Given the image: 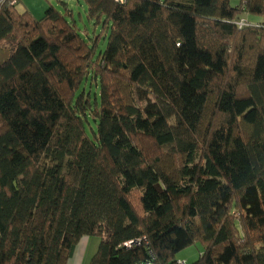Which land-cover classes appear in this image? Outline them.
I'll return each mask as SVG.
<instances>
[{
    "label": "trees",
    "instance_id": "obj_1",
    "mask_svg": "<svg viewBox=\"0 0 264 264\" xmlns=\"http://www.w3.org/2000/svg\"><path fill=\"white\" fill-rule=\"evenodd\" d=\"M22 1L0 4V264L86 237L89 264H264V0H82L100 34Z\"/></svg>",
    "mask_w": 264,
    "mask_h": 264
},
{
    "label": "rangeland",
    "instance_id": "obj_2",
    "mask_svg": "<svg viewBox=\"0 0 264 264\" xmlns=\"http://www.w3.org/2000/svg\"><path fill=\"white\" fill-rule=\"evenodd\" d=\"M50 4H54L61 11H64L66 13V9L64 8L61 0H23L18 6V8L20 10H24L25 8H28L31 12H33L35 16L41 17L47 6ZM68 4L74 10L75 17L77 18L78 24L83 33L99 32L100 34V29L94 26L93 23H91L88 20L87 8L84 1L68 0ZM11 47L12 45L8 43L6 44L4 43L2 44V46H0V62L4 61L5 58L9 56ZM105 47H106V38L102 37L99 42L98 50L101 49L104 50ZM88 90H91L93 94L98 91L96 86H93L92 88L91 86H89ZM87 131L89 135H92V131L89 128H87ZM98 243H99L98 238H85L84 240H82V243L80 244L77 250L76 256L73 259H71L68 264H89L90 257L95 252ZM201 250H202V246L200 243L194 244L181 251L178 254V258L185 259L189 263L194 262L199 258L200 253L202 252Z\"/></svg>",
    "mask_w": 264,
    "mask_h": 264
},
{
    "label": "built area",
    "instance_id": "obj_3",
    "mask_svg": "<svg viewBox=\"0 0 264 264\" xmlns=\"http://www.w3.org/2000/svg\"><path fill=\"white\" fill-rule=\"evenodd\" d=\"M3 1H4V0H0V4H2Z\"/></svg>",
    "mask_w": 264,
    "mask_h": 264
},
{
    "label": "crops",
    "instance_id": "obj_4",
    "mask_svg": "<svg viewBox=\"0 0 264 264\" xmlns=\"http://www.w3.org/2000/svg\"><path fill=\"white\" fill-rule=\"evenodd\" d=\"M86 238H88V237H86ZM87 244H89V243H87Z\"/></svg>",
    "mask_w": 264,
    "mask_h": 264
}]
</instances>
